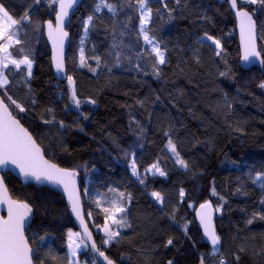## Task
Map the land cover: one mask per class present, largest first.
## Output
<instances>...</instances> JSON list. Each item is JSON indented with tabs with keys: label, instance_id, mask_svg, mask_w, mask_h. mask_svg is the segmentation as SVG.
I'll return each mask as SVG.
<instances>
[{
	"label": "trees",
	"instance_id": "obj_1",
	"mask_svg": "<svg viewBox=\"0 0 264 264\" xmlns=\"http://www.w3.org/2000/svg\"><path fill=\"white\" fill-rule=\"evenodd\" d=\"M3 2L9 8L10 14L17 19L25 10L33 21L52 19L54 15L48 14L45 0H40L39 4L35 0ZM109 2L126 4L128 0ZM188 2L190 5H200L196 16L205 15L210 20H199L194 16L192 20L178 19L167 23L166 17L161 20L154 16L152 25L159 30L158 35L168 43L167 55L171 60L170 65L161 66L165 75L163 79L157 80L151 74L137 73L127 60L119 67H114L111 73L106 68H101L97 70L96 75L87 67L79 66L82 21L93 14L96 3V0H82L71 17V24L66 27L69 32L66 71L76 80V91L82 101L88 97L97 100L96 106L82 105V110L92 112L88 121H81L87 134L80 132L75 126L70 130H61L42 123V118H50L47 108L54 109L56 120H64L66 124H72L77 115L74 110L69 113L64 110L65 104L69 103L67 79L64 82L54 79L43 32L37 34L31 26L25 25L28 33L24 37L28 42L25 46L33 49L35 61L33 77L25 84L19 77L9 76L11 87L8 92L18 100L24 99L30 85L37 104L35 110L30 111L21 122L29 128L45 151H48L50 145L53 147L55 155L49 153L50 157L62 166L86 163L90 170L94 169L86 178L83 171L80 174V177L84 178L80 189L85 214L91 210L94 222L102 224L103 218L97 215L99 210L92 203L97 194L110 197L112 194L108 192L109 188L131 193L132 200L127 207L133 228L122 230V235L128 239L103 249L117 264H145L146 255L153 257L156 264H166L167 259L172 258H175L176 264H199L200 254H208L211 248L209 244L201 242L202 235L194 211L187 205L195 202L197 207L199 202L205 199L216 203V197L211 196L210 192L213 180L217 192L228 201L222 217L220 213L216 214V228L223 243L220 253L214 259L218 260L223 256L228 264H233L234 254L245 240H248L250 245H255L257 250L264 247V220L257 218L253 224H246L251 214L259 211V202L264 198V191L249 179L250 175L254 177L256 172L264 171V88L260 87V84L264 83V65L261 70L257 67L242 70L239 67L235 23L225 0ZM169 4L170 7L174 6L175 0H169ZM95 15V26L90 28L84 44L86 55H91L95 45L97 54L109 63L114 62V56L109 60L108 54L112 51V29L115 27L116 39H123L124 45L130 46L125 47L121 54L131 57L134 64L136 52L143 45L142 40L139 45L136 43L139 24L137 13L125 8L116 17L115 25L106 9L103 13ZM129 15V29L121 37L120 28ZM204 31L221 40L222 52L221 56L217 57L213 51L214 46L200 48V63L197 64L194 51L198 46L195 41ZM257 45L258 50H264V38H261L259 27ZM225 60L231 68V74L228 77H220L217 68L223 71ZM178 62L184 69V74L176 67ZM87 63L96 68L95 61L89 59ZM148 71L150 72V69ZM223 93L228 94L232 105L230 109L224 105ZM157 95L163 103L156 100ZM145 96L148 97L149 103L141 108L135 101L144 99ZM124 105H131L135 110L136 120L148 129L147 136L142 141L144 147L138 149V152L143 154L140 160L141 172L143 173L144 167L159 158L161 167L168 173L167 177L150 176L146 189L131 176L123 154L107 135L111 132L121 148H127L135 140L128 127L129 109ZM157 115L165 123L170 119L176 125L174 142L181 155L189 161L192 171H184L174 164L165 148L166 138L156 130ZM60 144L67 151L59 147ZM3 178L13 198L28 199L34 204V227L39 226L41 234L47 229L57 236L66 237L68 228L77 231L60 194L35 184H23L9 174ZM85 182L90 187L91 197L84 195ZM241 184L246 185L243 189L246 195L236 191ZM180 188H184L187 193L184 202H180ZM153 190L166 195L167 207L164 213L148 195ZM173 207L178 209V223H173L166 214L170 213ZM185 222H191L189 235L198 242L197 250L192 248L191 242L183 234L181 225ZM89 226L99 245L100 234L91 221ZM169 236L174 239L175 247L164 248L163 244ZM252 237L255 239H251ZM53 247L58 258L66 255L67 249L62 246L61 241H55ZM153 248L155 252L143 251ZM239 254L240 264H262L261 259L253 256L251 251ZM79 259L81 262L90 261L91 254L82 251ZM49 264H57V261L49 259Z\"/></svg>",
	"mask_w": 264,
	"mask_h": 264
},
{
	"label": "snow or ice",
	"instance_id": "obj_2",
	"mask_svg": "<svg viewBox=\"0 0 264 264\" xmlns=\"http://www.w3.org/2000/svg\"><path fill=\"white\" fill-rule=\"evenodd\" d=\"M35 2L39 4L40 0H35ZM45 2L49 10L48 14L54 13V20L33 21L27 10L17 19L13 14H10L9 8L5 6L3 0H0V89L3 90L0 92V169L8 171H11L12 168L17 169L20 176L24 178L25 183L35 182V185L40 188L61 189L67 197L69 214L75 217L80 230L74 231L72 228H68L66 237L64 235L57 236L47 229L43 230V234H41L39 226L34 227L36 217L34 204L28 199L13 198L4 182V178L0 176V206L6 209V214H0V264H49V259L57 261V264H81L79 259L81 250L91 253V260H86L84 264H117V261L107 255L106 250L103 249L113 244H120L122 240L128 239L122 235V230L133 228L127 207L132 200L131 193L119 191L116 188L108 189V192L112 195L107 198L98 193L92 203L99 210L97 215L102 216L103 223L96 224L93 219V212L91 210L86 214L84 212L80 189L81 182H84V178L88 177L89 172L94 171V169L90 170L86 163L62 166L61 163L50 157L49 153H52V156L55 155L53 147L50 145L48 151H45V148L37 141L29 128L21 122L30 114V111L35 110L37 104L30 85L22 101L14 98L8 92L11 87L10 75L13 78L19 77L25 84L33 77L35 61L33 49L25 46L28 43L24 39L28 35L25 25L31 26L33 32L37 34L46 31L47 38L52 45L51 62L57 75L63 74L67 79L69 103L65 104L64 110L66 113L74 110L77 115L72 124H66L64 120H56L54 109L47 108L46 111L50 118H42V123L58 127L61 130H70L75 126L80 132L87 134L85 128L81 125V121H88L92 112L82 110V105L96 106L97 100L88 97L82 101L79 98L76 91V80L72 75H68L66 71L65 53V41L69 39L66 26L71 24V17L81 0H45ZM225 2L229 4L230 10L234 12L239 28L241 60L248 64L258 61L261 65H264V50H258L257 48L258 27L261 38H264V0H225ZM125 8L137 13L139 24L136 43L139 45L141 40L143 42V45L136 52L135 63H132L131 57L121 54L125 47L130 46H125L123 39H116L115 27L112 29L114 37L111 46L112 51L108 54L109 60L114 56V62L109 63L100 54H97L95 45H93L91 55H86L84 44L90 28L95 26V14L103 13L106 9L111 14L115 25L117 23L116 17ZM199 8L200 5H190L188 0H175L174 6L171 7L169 0H134V2L128 0L126 4L110 3L109 0H96L93 14L88 15L82 21L83 35L80 37L79 43V66L87 67L89 71L96 75L97 70L101 68H106L111 73L114 67H119L124 60H127L137 73L151 74L157 80H161L165 75L161 66L170 65L171 60L167 55L169 52L168 43L162 36L158 35L159 30L152 25L154 16L161 20L166 17L167 23H172L178 19L192 20ZM196 18L210 20L205 15H199ZM130 23L131 16L129 15L120 28L121 37L129 29ZM195 43L198 46L194 51L197 64L200 63V48L214 46L215 56H221V40L210 35L208 31H204L202 36H197ZM89 59L95 61L96 68L87 63ZM224 66L223 71L217 68L220 77H228L231 74V68L226 60ZM176 67L181 74H184V69L181 68L179 62ZM148 69H150V72ZM260 87L264 88V83H261ZM156 100L163 103L159 95L156 96ZM223 101L226 108L230 109L232 107L227 93H223ZM135 103L144 108L149 103L148 97L136 99ZM124 107L129 109L128 127L135 136V140L127 148H121L115 137H112L111 132H108L107 135L113 139V142L123 154L131 176L135 177L139 184L146 189L150 176L153 178L157 175L167 177L168 173L161 167L159 158L144 167L143 173L141 172L140 160L143 154L138 152V149H143L144 144L142 141L146 138L148 129L139 120H136L135 110L131 105H124ZM151 116L150 113V123ZM156 130L166 138L165 148L174 158V164L184 171H192L189 161L181 155L177 144L174 142L177 134L176 125L170 119L165 123L157 115ZM58 146L67 151L62 144ZM81 171L84 173V178L80 177ZM249 179L253 184H258L261 190L264 191V171L256 172L254 177L250 175ZM245 187L246 185L241 184L236 191L246 195L247 193L243 192ZM210 192L211 196L216 197V203H213L211 199H205L203 202H199L198 207L195 206V202L187 205L194 211L195 219L198 220V227L202 229L201 242L211 246L208 254H200L199 264H228L223 256L218 260L214 259L220 253L223 243L222 236L216 228V214L220 213L222 217L228 201L217 192L214 180ZM84 195L90 197L92 195L86 182L84 183ZM148 195L158 204L159 210L164 213L167 207L166 195L157 190L151 191ZM186 195L185 189L180 188V202H184ZM259 203L261 205L259 211L251 214V218L246 220L247 225L253 224L257 218L264 220V198ZM177 210L176 207H173L170 213H166L173 223H178ZM90 221L92 226L103 234L99 245L89 226ZM190 223L185 222L181 225V228L185 237L191 242L192 248L197 250L198 242L189 235ZM251 239L254 240L255 237ZM57 240L61 241L62 246L67 249L63 258L56 256L53 244ZM170 246L175 247L174 239L171 236L163 244L164 248ZM143 251L145 253L155 252V248ZM247 251H251L253 256L259 257L262 264H264V247L257 250L255 245L249 244L248 240H245L237 253L234 254L233 264H240L241 255L239 253ZM123 259L122 255L121 260ZM145 264H156V261L150 255H146ZM166 264H176L175 258L167 259Z\"/></svg>",
	"mask_w": 264,
	"mask_h": 264
},
{
	"label": "water",
	"instance_id": "obj_3",
	"mask_svg": "<svg viewBox=\"0 0 264 264\" xmlns=\"http://www.w3.org/2000/svg\"><path fill=\"white\" fill-rule=\"evenodd\" d=\"M82 2V0H81ZM81 4V3H80ZM80 4L78 5V7L80 6ZM229 9H230V6L229 4L227 3ZM76 7V9L78 8ZM75 9V10H76ZM231 12V15L234 19V23H235V32H236V37H237V43H238V48H239V67L242 69V70H248L252 67H257L259 68L260 70L262 69V65L258 62V61H255L253 62L252 64H248V63H245L241 60V54H242V51H241V48H240V38H239V28L237 26V21L235 19V16H234V12L232 10H230ZM52 19L54 20V15L52 17ZM67 27V26H66ZM43 36H44V40L47 44V47L49 49V56H50V66H51V71H52V75L54 77V79L57 81V82H64L66 80V77L63 75V74H59L57 75L56 73V70L51 62V56H52V45H51V42L48 40L47 38V34H46V31H43ZM68 45H69V39L65 41V53L67 52V48H68ZM257 48H258V45H257ZM11 168V166H10ZM6 174H9L11 175L12 177L16 178L19 182L23 183V184H35V182H29V183H25L24 182V178L22 176H20L19 174V171L17 169H14L12 168L11 171H8V170H5V169H0V176H4ZM50 189V188H48ZM50 190H53L55 192H57L58 194H60V196L63 198L64 200V203L67 207V197L63 194L62 190L61 189H58V188H51ZM198 207V206H197ZM68 208V207H67ZM0 214H6V209L3 207V206H0ZM68 214H69V210H68ZM70 218L72 219L73 221V224L76 228L77 231L80 230L79 228V224L77 221H75V217L74 216H71L69 214ZM194 216H195V213H194ZM197 222V225H198V220H196ZM200 229V228H199ZM200 232H201V235H202V229H200ZM210 245V244H209ZM211 248V246H210ZM91 254V253H90Z\"/></svg>",
	"mask_w": 264,
	"mask_h": 264
},
{
	"label": "rangeland",
	"instance_id": "obj_4",
	"mask_svg": "<svg viewBox=\"0 0 264 264\" xmlns=\"http://www.w3.org/2000/svg\"><path fill=\"white\" fill-rule=\"evenodd\" d=\"M66 87H67V89H68V85H67V82H66ZM1 90V92L3 91L2 89H0ZM169 153V155L171 156V158L173 159V161H174V158L172 157V155H171V153L170 152H168ZM96 230V229H95ZM97 231V230H96ZM98 232V231H97ZM99 234H100V236L102 237V232H98ZM99 243H101V239H100V241H99ZM82 251H84V250H81V252ZM81 264H84V262H81Z\"/></svg>",
	"mask_w": 264,
	"mask_h": 264
}]
</instances>
